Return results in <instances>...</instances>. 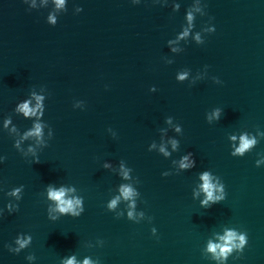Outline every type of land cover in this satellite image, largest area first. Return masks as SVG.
Returning <instances> with one entry per match:
<instances>
[{
	"label": "water",
	"instance_id": "water-1",
	"mask_svg": "<svg viewBox=\"0 0 264 264\" xmlns=\"http://www.w3.org/2000/svg\"><path fill=\"white\" fill-rule=\"evenodd\" d=\"M198 2L207 3V15H197L196 29L211 16L215 31L204 34L203 44L191 42L171 53L166 40L179 30L185 5ZM31 3L0 0V118L13 114L19 127H27L30 121L12 113L14 104L31 87L44 85V118L54 136L40 160L31 162L0 131V154L6 157L0 163V206L8 199L4 190L25 185L19 209L0 217V264H29V251L37 256L33 264H59L73 251L98 256L102 264H214L201 248L224 224L246 229L249 237L241 258L230 257L228 264H264V166L254 164L264 139L242 157L230 155L227 139L233 130L264 129V0H181L176 12L154 0H66L67 12L56 9L55 0H36V8L26 11ZM80 4L83 10L73 14ZM48 11L63 12L55 25L46 22ZM165 56H173V63H165ZM205 64L209 76L195 84L175 79L177 69L187 66L194 74ZM152 84L157 91H149ZM73 98L85 100L86 107L74 109ZM214 106L223 112L209 124L205 112ZM167 115L183 126L180 151L172 157L191 150L197 164L162 176L172 157L147 145L159 140ZM121 158L140 181L137 207L146 217L139 223L105 207L120 178L102 161ZM203 168L222 177L227 193L209 208L191 196ZM49 182L76 185L84 196L81 216L47 218L41 192ZM17 232H31L33 241L14 254L4 243ZM97 237L102 247L86 246Z\"/></svg>",
	"mask_w": 264,
	"mask_h": 264
},
{
	"label": "clouds",
	"instance_id": "clouds-1",
	"mask_svg": "<svg viewBox=\"0 0 264 264\" xmlns=\"http://www.w3.org/2000/svg\"><path fill=\"white\" fill-rule=\"evenodd\" d=\"M44 0H42V3ZM133 4H139L141 0H131ZM155 3L162 5H170L173 12L181 8V0H154ZM36 8V0H32L31 7H27L26 11H31ZM55 8L62 9L67 12L66 0H55ZM207 3H197L196 6L186 4L183 15V22L176 33L166 40V45L171 53H180L184 51L185 45L195 42L200 45L205 42V35L215 31V24L211 23L213 19L208 17V21L203 22L199 29H196L197 15L203 17L207 15ZM83 10L82 5H78L75 9L76 13ZM61 12V13H63ZM48 11L46 22L55 25L58 21V16ZM164 62L172 64L173 56L163 57ZM209 65H203V70L197 69L193 74L190 67L184 66L176 70L175 79L183 82L188 81L189 85L195 84L197 81L208 77ZM210 79L216 84H222L223 81L219 76L211 75ZM109 87L108 84L104 85ZM150 92L157 91L155 84L149 86ZM48 91L44 85L40 87L33 86L28 91L27 95L16 101L12 109V113L20 116L30 124L27 127L21 128L14 122L13 114H5L0 118V131L6 132L12 138L13 147L24 158H30L31 162H38L40 160V152L48 146L49 141L54 136V129L49 122L44 118L46 111V100ZM72 107L83 110L86 107V101L83 99L73 98ZM223 108L214 106L205 112L206 121L211 124L221 118ZM164 125L158 128L159 140L153 139L147 148L149 151H156L162 154L163 157H172L173 152L180 151L179 136L183 134V126L177 122L172 115L164 117ZM171 130L174 134H169ZM107 131L113 136H117L116 130L111 126ZM229 141L230 155L244 156L246 153L252 151L253 148L264 139V129L259 126L255 130H248L247 128L233 130L227 133ZM169 145L171 146L169 148ZM254 161L255 166H264V151L256 153ZM5 155L0 154V163L5 160ZM172 167L161 172L162 176H168L172 173H179L196 168V157L191 150L182 152L178 157H172L170 161ZM102 168L107 169L118 176L119 183L113 187V191L109 198L104 202L108 211L119 217H126L128 220L139 223L146 217L144 209L138 208V200L141 193L137 185L140 183L138 177L133 175V168L121 158L114 163L111 160H103ZM196 179L191 187V196L193 200L198 201L200 207L209 208L213 204H217L226 199L227 193L225 183L222 177L212 171L210 168H203L196 172ZM24 184L13 185L4 190V195L8 199L0 206V217L5 212L8 214L15 213L19 209V201H21L24 194ZM0 190H3L0 186ZM41 196L46 204V215L51 221H56L62 216L79 217L85 210L84 196L80 193L75 184L65 182H49L44 185ZM122 205V207H121ZM147 219L151 222L152 217L147 215ZM151 234L158 237L157 228L155 225L151 227ZM248 232L246 229L238 228L230 224H224L219 230L212 231L206 238L201 253L207 260L214 262V264H228L229 258L235 262L238 261L245 247L248 245ZM33 241L31 232H17L13 237L12 242H5L4 247L9 252L18 254L22 250L29 248ZM104 245L103 238L97 237L95 243L91 240L86 242V246L102 247ZM24 259L33 264L37 260L34 252L26 253ZM59 264H102L101 259L93 257L91 254L79 257L75 251L62 255L59 258Z\"/></svg>",
	"mask_w": 264,
	"mask_h": 264
}]
</instances>
